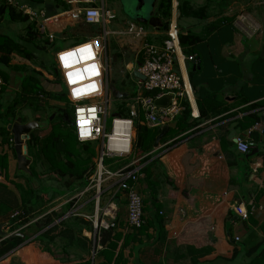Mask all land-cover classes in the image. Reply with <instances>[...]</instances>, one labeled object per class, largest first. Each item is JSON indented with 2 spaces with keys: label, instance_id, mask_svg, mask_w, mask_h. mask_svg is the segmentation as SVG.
<instances>
[{
  "label": "crops",
  "instance_id": "obj_1",
  "mask_svg": "<svg viewBox=\"0 0 264 264\" xmlns=\"http://www.w3.org/2000/svg\"><path fill=\"white\" fill-rule=\"evenodd\" d=\"M26 1L25 5L32 6ZM113 1L114 10H121L117 0ZM185 1L193 10L209 6L211 15L206 21L182 16L181 1L172 0L170 20L158 8L155 16L167 27L171 21L176 22L183 35H202L215 21L225 18V22L196 46L186 49V56L194 57V62L183 56L178 58L176 70L195 92L194 103L189 105L190 117L183 122L184 127H192L180 134H170L181 117L171 123L175 127L166 133L170 134L167 140L152 152L151 162L156 163L147 176L139 172L141 181L136 188L144 202L142 228L127 227L126 196L118 190L120 179L106 178L99 202L93 200V193L81 197L73 204L76 213L67 217L72 207L63 219L55 222L59 226L53 232L49 228L41 232L33 226L26 228V242L1 259L0 264H264V0H227L221 7L219 0ZM34 8L51 13L46 8ZM108 10L116 15L106 26L108 38L112 37L117 47L112 59L115 70L134 76V72H139L143 46L162 45L167 30L165 26L160 29L132 19L121 26L118 13ZM242 15L241 27L237 19ZM5 18L10 21L8 16ZM183 18L186 23L181 24ZM62 26L57 34L76 25L66 22ZM0 31L4 32L1 27ZM35 52V59H39L35 68L25 58L13 55L9 69L30 66L40 76L45 92L64 93L67 98L59 75L52 73L58 51L48 65L42 59L45 52ZM17 76L19 73L12 74L9 85H13L14 78L18 82ZM132 101L133 98L130 105ZM49 102L63 110V102ZM143 112L136 108V116L132 117L130 107L126 118L134 124L138 118L137 123L151 128ZM238 140L249 144L248 154L239 152ZM0 155L8 158L7 172L0 170V197L5 199L6 191L13 193L18 209L21 200L15 184L24 182L18 176L16 155L9 145L2 144L1 137ZM129 157L105 158L103 166L117 172L123 167L112 170V166H105V161ZM149 163L140 166V170ZM111 201L118 207L117 227L104 230L110 235L103 245V229H95L96 217L98 221L102 218ZM66 203L63 201L54 210L60 211ZM239 206L249 213L248 220L243 221L236 214ZM16 209L10 218L18 212ZM0 224L9 232L8 217H0Z\"/></svg>",
  "mask_w": 264,
  "mask_h": 264
},
{
  "label": "built area",
  "instance_id": "obj_2",
  "mask_svg": "<svg viewBox=\"0 0 264 264\" xmlns=\"http://www.w3.org/2000/svg\"><path fill=\"white\" fill-rule=\"evenodd\" d=\"M16 7L29 21L35 24L37 31L48 42L53 43L56 34L68 22L69 24H85L88 26H104V39L110 35L107 24L116 19V15L108 10L103 0H61L69 7L68 11L48 15L45 10L35 9L29 5H20L17 0H3ZM243 15L238 17L237 24L242 27ZM180 30L178 24L171 21L166 32V39L162 45L145 44L142 49L139 73L145 78L138 82V93L132 101V117L136 116V108H141L146 114V121L151 128L162 127L176 122L184 112V103L193 105L195 92L192 85L177 72L178 58L183 56L188 62H194V57H187L180 44ZM99 37H91L71 47L60 49L55 55V66L67 99L74 110L72 126L77 141L80 144L97 143V168L88 178V186L84 191L73 196L69 202H77L88 193H93V200L99 202L101 187L106 178L120 179L118 190L125 194L127 203V222L129 229H140L144 224V202L136 188L140 167L137 160L111 172L104 168L105 158H123L133 155V144L136 136L135 124L132 119L114 115L110 132L106 129L107 106L110 92L108 62L104 63L103 54L107 47ZM89 46V47H86ZM73 56L61 59L66 53ZM180 56V57H179ZM69 73L72 75L69 76ZM4 80L0 76V91ZM168 98L166 106H157L156 101ZM81 116L83 119H81ZM118 123L129 124V130L124 136L123 130L118 132ZM123 129V125H120ZM87 135H83V132ZM116 134H119L118 137ZM115 139L116 142H112ZM13 142V141H12ZM167 147V145H166ZM238 150L242 154L250 152L249 144L238 140ZM135 168V169H133ZM131 182V183H130ZM73 206L67 217L76 212ZM118 207L111 201L102 213L99 221L96 217V230H109L117 227L116 216ZM236 214L246 221L249 213L242 206L236 208ZM19 215L15 212L12 218ZM110 218V220H106ZM236 241H239L237 238Z\"/></svg>",
  "mask_w": 264,
  "mask_h": 264
},
{
  "label": "trees",
  "instance_id": "obj_3",
  "mask_svg": "<svg viewBox=\"0 0 264 264\" xmlns=\"http://www.w3.org/2000/svg\"><path fill=\"white\" fill-rule=\"evenodd\" d=\"M219 1L221 2V7L223 2L227 0ZM28 2L34 7L46 8L51 12L48 13V15L69 10V7L61 0H28ZM179 2V11L182 16L206 21L211 15L209 6L201 8L200 10H193L187 1L179 0ZM158 11L165 19L170 20L172 17V0H159ZM6 16L9 17L11 22L24 24L25 31L23 35L20 34V40L0 31V66L10 68L13 55H18L32 63L35 59V51H47L48 46L52 43L48 42L39 34L35 24L31 23L27 16L16 7L0 0V24L4 21ZM223 22H225V18L215 21L210 25L208 31L202 35H196L191 32L186 35L181 34L180 44L184 54H187V48L196 46L205 36L217 30ZM76 26L79 31L82 29V32H85L83 28L89 29L88 35L84 34L85 37L82 39L83 41L91 37H98L103 32L97 27L98 31L92 33V26L83 23L77 24ZM167 29L168 27L165 26V30ZM77 41H79V39H76V42ZM41 65L43 68V61ZM2 73H0V75L5 84L0 94H4L7 91L10 82V77ZM52 73L55 75L58 74L56 66L53 67ZM39 84L41 85V81ZM38 95L42 100L47 98L50 101H66L69 103L64 93H48L45 92L42 87ZM204 100L205 98H203L202 101ZM5 103H7L6 106ZM24 103H26L25 95L24 97L22 95L21 99L15 98V100H8L7 102L3 100V97L0 98V137L2 138V144L11 147L14 156L16 154L14 143L12 142L13 136L8 126L12 125L18 116H21L17 111ZM184 108L181 119L177 121V127L171 129L170 134L176 131L180 134L192 127L191 125L185 127L183 125V122H187L190 117V106L187 102L184 103ZM60 111L63 110H59V112ZM66 114L67 111L64 110V114L61 115L62 121L60 124L53 122L51 123L52 125L48 126V129H45L46 131H44V129H42L43 131H34L30 136V140L26 142L28 156L32 159V164L30 166L32 176L18 174V176L26 182L25 185L15 184L16 190L20 195V207L16 209L17 205H15V203L17 204V202L13 193L6 191L7 195L5 199L0 197V217L9 218V232L11 233L16 231L23 233L26 228L32 226L37 232L44 231L48 228L49 232L55 231L59 226V224L54 225L55 222L63 219L73 207V202H69V200L76 194L85 190L88 186V178L96 171L97 164L96 161L94 162V159L98 156V145L94 143L80 144L74 134L72 119L69 117V120H66ZM201 114L204 116V110L202 111V109ZM116 115L123 118L128 117V114L123 112ZM22 119L25 123L26 121L24 118ZM160 131V127L148 128L146 125L135 123L136 136L133 144V155L136 159L140 158L136 167L150 162L139 171L141 175L147 176L151 166L156 163V160L152 162L151 160L153 158L152 152L154 151V142L160 134ZM170 134H166L162 142H164V140L166 141V138ZM168 147L170 146H167V148ZM37 169H39V171ZM0 170L4 173L8 170V158L5 155H0ZM40 176H47L49 179H58V181H63V184H56V186L54 184H36L35 180H39ZM140 181L141 178L139 177L136 183L139 184ZM61 192H63V194ZM59 198L65 199L64 201L67 203L60 211H56L54 209L61 203L57 202ZM14 209L18 212L20 211L19 215L10 218L11 212ZM90 230H93V226H91ZM108 234L110 235V232L104 230L100 233L103 245L105 244L104 239ZM25 242L26 239H22L21 237H14L11 241L0 239V260L19 248ZM111 248L114 249L115 245H112Z\"/></svg>",
  "mask_w": 264,
  "mask_h": 264
},
{
  "label": "rangeland",
  "instance_id": "obj_4",
  "mask_svg": "<svg viewBox=\"0 0 264 264\" xmlns=\"http://www.w3.org/2000/svg\"><path fill=\"white\" fill-rule=\"evenodd\" d=\"M17 2L20 5L27 4L26 0H17ZM103 2L107 9L114 10L115 7L112 4V0H103ZM150 6H151V2L148 1L146 4L147 11L149 10ZM114 11L118 13V19L121 22L120 24L121 26L125 27L126 21L128 19H132V22H135V19L129 17L126 11H123V10H119V11L114 10ZM178 15H179V12H178ZM180 23L181 24L186 23V20L183 18L180 21ZM24 26L25 25L22 23L10 22L8 21L7 18H5V21L0 24V27L3 29L5 33L19 40H20V34L21 35L24 34V31H25ZM97 27H99L101 31L104 30L103 25L92 26L91 32L92 33H94L95 31L97 32L98 31ZM83 29H85L84 30L85 32H82V29L81 31H79V29H77V26L67 27L64 30V32L57 34L56 40L50 46H48L47 51L45 53H42L43 54L42 59L44 60V62L48 65L50 63V60L53 54H55L57 51H59L60 49H63L64 47L74 46L80 43L81 41H83L82 39L85 37L84 34L88 35L89 33V29H86V28H83ZM109 29H115V28L109 27ZM98 37H99L98 39H100L102 44L104 46L106 45L107 47L106 52H104L103 54V60H104V63L108 62L109 83L110 85H114L116 90L119 91L122 95H124V98L119 99V100L116 99L113 94H111L108 98L106 129H107V132L109 133L114 115L119 114L121 112L128 114L129 108L131 106L129 104L130 100L137 95L139 87L137 85L138 79L135 78L132 73H129L125 70H123L124 72H120V71L118 73L116 72L115 63L113 62L112 59L115 56L117 47H115L116 43H113L112 37H109L108 40H105L104 31ZM76 39H79V41L76 42ZM115 39L117 40V38ZM31 64H33L32 67L35 68L36 65H39V59H34ZM32 67L25 66V68H22L19 70H11L9 68L0 66V73L3 72L2 74H7L9 77H11L13 73H19V76L16 77L18 82H16L14 78L13 85L11 86L10 84L7 88V91L4 94H0V98L3 97V100L7 102L8 100H15V98L21 99V96L23 95L24 97L25 95L26 103H24L20 108H18L17 112L21 114L22 118H24L26 123L30 121H37L41 125H45L46 128H44V131H46L45 129H48V126L52 125L51 123L53 122L57 124L61 123L62 121L61 115L64 114V110H66L69 117L73 119L74 110L70 103H67L66 101H64L63 102L64 106H62L63 111L59 112L61 108L52 106L51 102H49L47 98L42 100L40 97H38L39 96L38 92L41 89V85L39 84L41 79H40V76L36 72H34V69ZM116 73L118 76L116 75ZM6 105L7 103H5V106ZM59 106L61 107V105ZM137 122H139L138 118L135 119V123ZM39 131H43V130H39ZM94 144H97V143H94ZM135 158L136 157L132 155L127 160H116V159L111 160V161L106 160L105 166L106 167L112 166L111 169L116 170L128 164H131ZM97 160H98V156L96 157V159H94V162L95 161L97 162ZM37 170L39 171V169ZM22 181L24 182V185H25L26 184L25 180L22 179ZM35 183L36 184H54L56 186V184H63V181H58V179H49V177L47 176H40V179L35 180ZM61 193L63 194V192ZM64 200L65 199L59 198L57 199V202L62 203ZM104 201H105V198L103 197L102 199L103 205H104Z\"/></svg>",
  "mask_w": 264,
  "mask_h": 264
},
{
  "label": "water",
  "instance_id": "obj_5",
  "mask_svg": "<svg viewBox=\"0 0 264 264\" xmlns=\"http://www.w3.org/2000/svg\"><path fill=\"white\" fill-rule=\"evenodd\" d=\"M146 1L147 0L137 1V3L140 4L138 7L139 10L142 9L143 6H145ZM149 1L152 2V8H153L152 12H150L149 14L145 13L144 16H140L136 10L135 12L133 11L132 9L133 7L128 8L127 6L124 11H126L127 15H129L131 18L137 20L138 22L142 24H147L152 27H158L161 29L165 26V24H163L162 20L159 19L157 16H155V13H154L156 3L159 0H149ZM139 66H141V63H139ZM134 76L139 80L145 79L138 71L134 72ZM108 80L109 79H108V73H107L106 81ZM108 89H109L110 95L113 94L116 99L119 100V99L124 98V96L119 91L116 90L114 85H110L109 83ZM168 102H169V99L165 98L162 100H157L156 105L163 107V106H166ZM65 118L66 120H69V116L67 114L65 115ZM173 127H175L174 124L161 127L160 134L158 135V137L156 138L154 142V146H153L154 151L160 148V143L162 139L165 137L169 129ZM44 128H46L45 125H41L37 121H30L28 123H23V119L21 116H18L16 118V121L12 125L8 126V129L11 131V134L14 140V150H15V154H16V158L18 162V172L19 173L24 174L26 176H32V172L30 170L32 159L28 156L26 142L30 140V136L34 131L42 130ZM4 229H5V225L0 224V239L1 240L7 239L11 241L14 237H21L22 239L26 238L25 235L21 233L20 231L9 233L5 231Z\"/></svg>",
  "mask_w": 264,
  "mask_h": 264
},
{
  "label": "flooded vegetation",
  "instance_id": "obj_6",
  "mask_svg": "<svg viewBox=\"0 0 264 264\" xmlns=\"http://www.w3.org/2000/svg\"><path fill=\"white\" fill-rule=\"evenodd\" d=\"M138 1V0H137ZM137 1L136 0H117V4H118V6L120 7V9L121 10H125V8H126V6L129 8H132L133 9V11L135 12V10L138 12V14L140 15V16H144L145 15V13H147V14H149L150 12H152V10H153V8H152V2H151V6H150V8H149V10L147 11V7H146V4H147V2L149 1V0H147L146 2H145V6H143V8L142 9H138V7H139V3H137ZM113 3H115L113 0H112V4ZM158 3L159 2H157L156 3V6H155V11H154V13H156L157 12V8H158ZM135 5V6H134ZM26 123V122H25Z\"/></svg>",
  "mask_w": 264,
  "mask_h": 264
},
{
  "label": "bare ground",
  "instance_id": "obj_7",
  "mask_svg": "<svg viewBox=\"0 0 264 264\" xmlns=\"http://www.w3.org/2000/svg\"><path fill=\"white\" fill-rule=\"evenodd\" d=\"M123 125V129L120 128V125ZM117 130L118 132H121V130H123L124 132V136H126V134L128 133V130H129V124H126V123H118V127H117ZM119 134H116V136L118 137ZM120 136V135H119ZM112 142H116L115 139H112Z\"/></svg>",
  "mask_w": 264,
  "mask_h": 264
},
{
  "label": "snow or ice",
  "instance_id": "obj_8",
  "mask_svg": "<svg viewBox=\"0 0 264 264\" xmlns=\"http://www.w3.org/2000/svg\"><path fill=\"white\" fill-rule=\"evenodd\" d=\"M86 47H89V46H86ZM73 55H74V53L69 52V53H66L65 56H62L61 59H66L67 57H71V56H73ZM71 75H72V74L69 73V76H71Z\"/></svg>",
  "mask_w": 264,
  "mask_h": 264
},
{
  "label": "clouds",
  "instance_id": "obj_9",
  "mask_svg": "<svg viewBox=\"0 0 264 264\" xmlns=\"http://www.w3.org/2000/svg\"><path fill=\"white\" fill-rule=\"evenodd\" d=\"M81 119H83V117L81 116ZM83 135H87V132L85 131V132H83L82 133Z\"/></svg>",
  "mask_w": 264,
  "mask_h": 264
}]
</instances>
